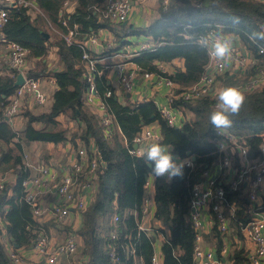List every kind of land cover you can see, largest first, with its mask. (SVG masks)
Wrapping results in <instances>:
<instances>
[{"label": "trees", "instance_id": "trees-1", "mask_svg": "<svg viewBox=\"0 0 264 264\" xmlns=\"http://www.w3.org/2000/svg\"><path fill=\"white\" fill-rule=\"evenodd\" d=\"M31 1L41 12L33 16L27 7H10L4 32L10 40L27 49L28 60L35 63L27 75L35 80L53 78L57 89L51 107L42 112L26 109L22 113L27 119L26 126L16 131L6 118L5 109L18 88L15 85L18 72L7 61L0 66V179L4 184L0 188V220L4 223V227L0 224V264H17L10 256L8 244L17 252L32 246L39 231H48L47 224L37 219L26 198L28 190L23 183L33 174L25 164L26 147L33 142H71L78 150L79 140L86 146L94 143L99 161L94 199L83 212V224L77 231L82 239L78 255L83 258V264H137L141 261L152 264L156 234L149 236L139 231L145 215V184L151 169L132 154L131 149L144 127L154 123L159 125L162 134L160 142L171 146L174 155L182 159L195 156L194 166H185L182 179L175 178L169 183L165 178H155L156 209L152 224L155 233L166 234L162 245L163 263L196 264L197 231L190 201L194 184L201 180L206 169L220 161L217 142L222 136L209 122L217 93L212 90L197 99H174L173 106L181 108L185 115L191 114L180 127H174L153 101L137 105L120 102L116 88L109 83L111 63L97 62L93 72L94 90L112 116L110 134H106L100 117L86 104L90 83L81 43L101 29L111 31L115 47H110L104 54L89 50L91 58L99 60L106 53L124 49L131 35L150 37L151 42L157 44L156 49L142 52L130 61L141 73H155L178 84L176 93L179 94L199 82L210 67V56L197 44L200 36L214 32L238 37L257 62L248 73L239 71L232 76L228 71L217 76L216 81L235 87L245 84L264 66V54L260 53L264 41L253 43L247 35L254 29H264V1L172 0L166 8L165 0H158V14L149 26L139 29L104 19L109 0H69L75 2L72 13L64 9L68 0ZM71 31V41H67L66 36ZM52 46L58 49L61 67L54 70L45 60ZM176 59L184 60L185 70L176 68L168 72L161 69V64H170ZM4 69H7L6 74L1 72ZM243 93L245 105L234 118L233 126L226 131L249 146L250 159H259L262 156L260 146L264 143V87ZM61 115L75 120L79 128L70 131L64 127L58 119ZM9 174L15 180L8 179ZM225 188L228 201L240 207L232 230L242 235V227L250 218L248 186L243 183L237 190L228 185ZM261 208L264 210V201ZM115 214L119 216L116 222L113 220ZM66 228L70 231V227ZM4 229L8 241L4 239ZM212 236L217 240L221 257L225 236L217 225L212 229ZM131 248L135 250L132 254ZM113 253L118 257L117 261ZM230 257L232 264H247L248 251L237 248L231 251Z\"/></svg>", "mask_w": 264, "mask_h": 264}, {"label": "built area", "instance_id": "built-area-1", "mask_svg": "<svg viewBox=\"0 0 264 264\" xmlns=\"http://www.w3.org/2000/svg\"><path fill=\"white\" fill-rule=\"evenodd\" d=\"M132 0H109L108 5L104 11V19H109L114 24H120L130 18L133 2ZM172 0H165L164 5L167 8ZM70 1H66L64 9L69 6ZM23 6L27 7L34 12H41L36 4L31 0H0V45L5 48L9 56V64L14 68L18 74L23 73L25 76V83L19 86L12 97L9 105L5 109V116L12 125L15 123V118L21 113L22 109L27 105L28 98L33 97L39 105H44L47 102V93L42 89L39 84L40 80H35L27 75L30 69L29 60L27 58L28 51L20 43L10 40L4 32V26L9 18L10 7ZM107 29H101L97 35H93L81 43L84 48V58L87 60L86 68L88 82L90 88L86 92L85 100L89 106H95L98 110L102 111V115H98L102 124L106 127V134H110V121L111 114L107 112V106L101 99H97V94L94 90V70L97 62H102L103 58L97 60L90 56L89 50L92 47L99 45ZM100 34L102 36H100ZM73 31L66 36L67 41H71ZM217 34L211 32L209 36L215 37ZM201 37V36H200ZM234 45V43H233ZM157 44L147 41L143 42L138 49H134L129 55L137 56L145 51H153ZM126 46V50L129 51ZM99 53V52H98ZM260 53L264 54V47L260 49ZM211 63L206 74L196 84L183 90L181 93H176L179 89L178 84L170 79L162 76V79L172 88L171 93V106L160 105L158 109L161 114L166 118L169 125L180 127L183 122V110L173 106V100L182 98L185 100L197 99L207 95L210 91L215 90L216 93V79L220 74L229 71V61L221 64L210 57ZM234 66L238 71L248 73L252 67L256 65L257 60L253 54L246 48L242 50L234 45L232 58ZM163 70V68H161ZM117 71L119 79L128 91H132L133 80L132 74L128 72L126 63L117 64ZM165 71V70H163ZM230 72V71H229ZM144 77L149 80L154 76V73L145 72ZM50 83L57 87L53 78L48 79ZM178 86V87H177ZM264 87V66L259 68L249 80L237 88L242 92L252 91ZM111 95V92H108ZM99 98V97H98ZM222 138L217 142V150L220 153V161L215 164L218 166L219 174H216L213 166L203 172L202 178L199 182L195 183L192 189V196L190 201L192 219L196 228V244H195V257L196 264H232L233 259L230 257L229 248L224 245L221 249V257L216 256L217 251L208 249L203 245L204 233L209 231L215 225L223 233L227 234L231 231V222L236 220L237 211L239 206L236 203H230L227 197V190L225 185L230 186L231 189L237 190L245 183L248 186V193L250 197V205L248 212L250 214L249 220L243 225L242 232L253 243L254 247L248 251L247 264H264V210H262V184H264V143L260 146L262 156L259 159L249 158V146L241 142V139L236 135L221 130L218 132ZM162 134L159 127L154 123L144 127L142 132L136 137L135 144L137 147L131 149V153L137 155V152L146 144L153 142H160ZM77 150V158L66 167V170L61 174L56 167L50 163H42L38 166H33L25 162L26 167H34L35 172L24 181V186L27 187V200L32 204L34 214L37 219L47 215V218H52L55 223L66 226L71 217V211L75 210L83 215V212L89 206L88 204V190L96 192V181L98 177V152L93 142L86 146L82 140H79ZM236 151H239L240 168L237 170V160L234 157ZM90 152L92 156H90ZM27 155H25L26 159ZM181 158V157H180ZM182 159V158H181ZM192 159V158H191ZM193 161V160H192ZM225 170H234L235 174L229 183L220 182V173ZM29 185H31L30 188ZM3 181L0 179V188H3ZM146 193L144 195V219L146 215L153 211L155 206V178L151 173L145 184ZM54 192L58 199L48 202L45 198L47 193ZM95 194V193H94ZM94 199V198H93ZM212 212L211 219L207 224L204 222V210ZM228 209V212L226 211ZM49 216V217H48ZM143 221L139 224V231L146 232L151 236L150 232H156L153 224H146ZM115 222L119 220V216L115 214ZM42 222V221H41ZM158 234V233H156ZM113 237H116L114 234ZM80 236L78 232L71 230L64 241L55 244L51 243V238L47 230L42 229L37 233L33 247L38 255L44 260L45 264H83V258L78 255L80 248ZM130 254L134 253V249H130ZM11 258L17 263H24V258L20 255L19 251L10 249ZM114 260L118 257L113 253ZM152 264L160 263V255L154 253L151 260Z\"/></svg>", "mask_w": 264, "mask_h": 264}, {"label": "crops", "instance_id": "crops-1", "mask_svg": "<svg viewBox=\"0 0 264 264\" xmlns=\"http://www.w3.org/2000/svg\"><path fill=\"white\" fill-rule=\"evenodd\" d=\"M260 1H264V0H260ZM132 2H133V9H132L130 18L127 20L128 21L127 24H129V26L132 29L133 28H136V29L146 28L152 23V21L158 14L159 1L158 0H132ZM74 11H75V2L70 1L69 6L66 8V12L72 13ZM105 34L107 35V37H110L114 40L113 41L112 39L111 41L106 40L108 38L104 36V39L101 40V43L99 45H95L92 47V51L104 54V52H107L110 47L112 46L115 47L116 43H115V38L112 36V32L106 31ZM232 39L236 47L242 50H246V47L243 45L242 42L239 41L238 37L237 38L232 37ZM127 40L129 41V43H127L126 46L129 47L128 48L129 51L126 50V46H125L124 49L106 53L102 60L103 63H111L110 71L108 72L109 73L108 76L110 79L109 83H111L116 88L115 93H116L117 98L123 104L130 103L132 105H137L139 103L153 101L157 105V107H159L160 105L171 106V93L173 90H177L176 86L175 88H172L162 79L161 75H158L155 73L151 79L147 80L144 77L143 73L138 71L135 63L130 61L131 58L135 57V56H132V57L129 56L131 55L132 51L134 49H138L143 42L151 41V38L146 37L141 34V35H131ZM57 51L58 49L52 46L47 58L45 59L46 61L49 62L48 66L52 70L61 68L59 66V58H58ZM4 56H5L4 59L2 58L0 60V66H3L2 61L9 62L8 54H5ZM0 57L2 56L0 55ZM119 63H126L128 66V72L132 74V80H133L132 91H128L127 89H125L123 83L119 79V75L117 71V64ZM34 64H35L34 62L29 61L30 68L34 66ZM228 66H229L230 73L233 74L235 72L237 73L239 72L238 71L239 69L234 66L233 60H230ZM160 67L163 68V70L168 71V72H173L176 68L185 70V62L183 59H176L170 64H161ZM1 72L2 74H6L7 69L2 70ZM39 84L41 85L42 89L47 93V102L42 107V105H39L35 101V98L31 96L28 98L27 105L23 108V110L27 108V109H33L35 112H42V111L48 110L51 107L52 102H53V94L55 93L57 87L54 86L52 83H50L48 79L40 80ZM215 89L217 92H219L220 90L218 86H216ZM98 97L97 99H101L100 97L99 98ZM89 108L92 112H94L97 115L103 114L102 111L98 110L93 105L92 106L89 105ZM190 116H191L190 113L188 115H185L183 113V121L186 120V118ZM58 119L61 121V123L64 126H69L70 128L77 129L80 126L75 120H72L65 115H61ZM26 123H27V119L22 113H20L15 118L14 125L12 124L11 125L14 127L16 131H21L26 126ZM156 125L159 127L158 124ZM37 151L39 152L42 151V154L46 153L47 158L49 159V162L47 161V163H50L54 167H56L61 174H63L66 170V167L77 158V149L73 147L71 142L60 143V144H54L50 142H33L26 147L25 154L27 155V157L25 159V162H28L29 164L35 167L38 166L39 164L45 163V162L40 163V161L38 163L36 160H33L32 156L36 157L39 154V152L36 153ZM238 152L239 151H236V153L234 154V157L238 159L237 165L241 164L240 162L241 156L239 157ZM29 154L31 157L29 156ZM213 167L214 168H210V169H213L216 174H219L218 166L216 167L214 164ZM239 168H240V165L237 167V170ZM31 169H32L31 170L32 173H34L35 172L34 167H31ZM234 172H235L234 170H225L223 173H220L221 175L220 182L229 183L234 177V174H235ZM12 176L13 175L9 174L8 179L15 180V177L13 176L12 178ZM4 177H6V174L4 175ZM262 190L263 192H262V195H260V201L263 202L264 201V184H262ZM94 193H95L94 190H91V189L88 190V195H89L88 204L89 205L93 201ZM45 198L50 203L54 200H57L58 196L54 192H50L45 195ZM155 209H156V206H154L153 211H151L149 215L148 214L146 215L144 219V223L148 225L152 224V222L154 221V217H155L154 216ZM226 211L228 212V209ZM211 214L212 212L210 210L208 209L204 210L203 218H204V222L206 223V227H207V224L209 223V220L211 219ZM41 221L42 223L47 224L48 233L51 238V243L55 244V243L64 241L67 235L71 232V230L77 232L81 228L83 224V215L79 214L75 210L71 211L70 220L68 224L66 225L68 228L70 227V231L66 228V226L63 227L55 223L52 218L49 219V218L42 217L40 218V222ZM233 222H231V228H232ZM0 224L2 227H4V223L2 220H0ZM156 224L158 226H161L160 222H156ZM53 225L57 227L53 229L52 227ZM212 229L213 228H211L209 231H205L203 245L208 249L216 250L217 251L216 256H219L217 240L216 238L212 236ZM149 234L152 236V235H155L156 233L150 232ZM165 235L166 234L164 233H160L159 235L156 234L157 240L155 244V252L160 255L159 264H164L163 254H162V245L164 241L166 240ZM224 236H225V239H224L225 245L228 246L230 253L231 251L237 248H244L246 251H249L255 246L254 243L245 234H243V232H242V235H238L235 231L231 229V231L227 234H224ZM4 239L5 241L9 240L6 229H4ZM79 244L81 247L82 246L81 237H80ZM8 246L10 249L11 248L13 249L11 245L8 244ZM19 253L22 256V258H24L25 264L27 262H30V264H45L44 260L38 255L33 245L30 247L21 248L19 250ZM141 262H138L137 264H144L143 262L142 263Z\"/></svg>", "mask_w": 264, "mask_h": 264}, {"label": "clouds", "instance_id": "clouds-1", "mask_svg": "<svg viewBox=\"0 0 264 264\" xmlns=\"http://www.w3.org/2000/svg\"><path fill=\"white\" fill-rule=\"evenodd\" d=\"M247 35L253 43L264 41V29H254ZM197 44L218 63L223 64L232 58L234 45L230 35L217 34L214 38L202 35L197 40ZM245 102L246 96L239 88L234 86L221 88L216 95L214 110L209 114L212 128L219 133L221 130L230 129L233 126L234 118L239 116ZM137 156L151 169L152 177L165 178L169 183L175 178H183L185 166H194L190 157L181 159L173 154L171 146L161 142L144 145L138 150Z\"/></svg>", "mask_w": 264, "mask_h": 264}, {"label": "rangeland", "instance_id": "rangeland-1", "mask_svg": "<svg viewBox=\"0 0 264 264\" xmlns=\"http://www.w3.org/2000/svg\"><path fill=\"white\" fill-rule=\"evenodd\" d=\"M69 1V0H68ZM132 2V1H131ZM29 10V13H31L33 16H35L36 15V13L37 12H34V11H32V10H30V9H28ZM100 36H102L101 34H100ZM112 36H113V33H112ZM106 38H108V39H106V40H109V41H111V39L112 38H110V37H107V36H105ZM114 39H112V41H113ZM5 54H8V52H6V50H5V48L3 47V46H1L0 45V55L2 56V57H0V60L3 58L4 59V55ZM51 60V59H50ZM52 60H53V58H52ZM3 63H5V64H7L5 61H2ZM216 86H218L219 87V89H221L222 87H227L222 81H217L216 82ZM240 86V85H239ZM235 87H238V86H235ZM44 105H42V107H43ZM27 109V108H26ZM26 109H24L21 113H23ZM64 127H66V128H68V129H70L71 131H75L76 129L75 128H70L69 126H64ZM39 151H37L36 153H38ZM62 154H63V152H62ZM29 156H30V154H29ZM31 157V156H30ZM32 158H33V160H36L38 163H39V161H40V163L41 162H45V163H47V161L49 162V159L47 158V154L46 153H43L42 154V151L41 152H39V154L36 156V157H33L32 156ZM35 161V162H36ZM12 178H13V176H12ZM45 218H47V215H45L44 216ZM53 227V229H55L57 226H55V225H53L52 226ZM21 264H25V262L24 263H21ZM26 264H30V262H27Z\"/></svg>", "mask_w": 264, "mask_h": 264}, {"label": "water", "instance_id": "water-1", "mask_svg": "<svg viewBox=\"0 0 264 264\" xmlns=\"http://www.w3.org/2000/svg\"><path fill=\"white\" fill-rule=\"evenodd\" d=\"M124 23L127 24L128 21H125ZM207 72H210V70H208ZM236 74H237V72L233 73L232 76H235ZM24 83H25V76L21 72V73L18 74V77H17V80L15 82V85L19 87V86L23 85ZM134 147L136 148L137 144H134ZM192 160H195V156H192ZM30 187H31V185H29L28 188H30Z\"/></svg>", "mask_w": 264, "mask_h": 264}]
</instances>
